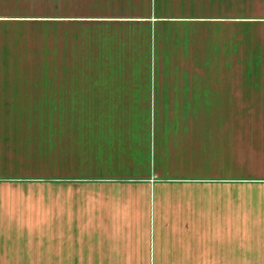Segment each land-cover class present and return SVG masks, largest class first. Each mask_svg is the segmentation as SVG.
Listing matches in <instances>:
<instances>
[{
    "label": "rangeland",
    "instance_id": "1",
    "mask_svg": "<svg viewBox=\"0 0 264 264\" xmlns=\"http://www.w3.org/2000/svg\"><path fill=\"white\" fill-rule=\"evenodd\" d=\"M222 3L0 0V264H202L195 217L264 264V24Z\"/></svg>",
    "mask_w": 264,
    "mask_h": 264
},
{
    "label": "crops",
    "instance_id": "2",
    "mask_svg": "<svg viewBox=\"0 0 264 264\" xmlns=\"http://www.w3.org/2000/svg\"><path fill=\"white\" fill-rule=\"evenodd\" d=\"M220 1H221L222 6H226L227 3H225L223 5L222 0H220ZM239 1L240 0H236L237 7L239 6V4H238ZM247 1H248L247 6H249L251 8L249 20H252L254 23H257V24H264V0H247ZM216 2H217V0H216ZM233 5L234 4H231L229 6H233ZM222 8H218V11L224 9V8L223 9ZM229 8H231V7H229ZM256 12H258V13H256ZM136 18H130V19H133L134 21H138V23H144V24H147V23L150 24L151 21L155 20V18L151 17L152 20H150L149 17H143V16L136 17ZM139 18L140 19L143 18V20H138ZM144 18H146V19H144ZM127 19H129V18H127ZM210 19H212V18H210ZM214 19L215 20H224V19L238 20L239 18H237V17L230 18L227 16H221L220 15V16L214 17ZM104 96H105V94L103 93L101 95V98H99L100 102L104 101L103 100ZM260 96L262 98L264 97L263 92H262V95H260ZM87 97H89L88 99L92 100V102H93V99L91 98V92L89 94V91H88ZM250 97L251 96L248 93L247 98L249 100L251 99ZM253 99H254V97H253ZM115 100H117L116 102L121 104V102H119L122 100L121 96H117ZM88 105H89V103H88ZM90 117H92V119H93V116H90ZM119 117H121V116H119ZM122 118L129 119L128 117H122ZM98 119H101V118H98ZM130 119H132V118H130ZM89 133H90V135L88 138H90L91 143L96 144L95 140H94L93 131H89ZM104 136H106L104 133H103L102 137H101V135H99L98 144H99V142L101 144V142H103L106 139V138H103ZM136 139H137V137H136ZM138 139H140V137H138ZM90 145L91 144H89V141H88V147H90ZM252 145H253V142H252ZM252 145H251V143L248 144L249 150L254 146V145L253 146ZM100 146H102L103 148L105 147L102 150V153H105L106 146H107V139L105 140V143L103 142V144ZM236 167H238V165H236ZM221 170H222V168H221ZM233 170H234V168H233ZM233 170H230V172H232ZM93 181H94V183L98 182L97 180H93ZM100 182L102 184H107V183H112V182H117V181L116 180H101ZM131 182H133V183L149 182L150 183V182H152V180L140 179L137 182L136 181H131ZM263 199H264V196H263ZM235 213L234 214H233V212L230 213L231 214L230 215V221H231V219L232 220L235 219L238 222L239 215H238V212L236 214ZM256 213H258V211ZM200 215H198L199 218H201ZM260 216H262L260 218L262 219L263 226L260 229L257 226L254 227V229H257V231L252 229V233L250 232L249 235L251 234L253 237L261 236L262 237V243H259V245H255V246H261V248H264V208H263L262 214ZM233 217H235V218H233ZM255 218H257V217H255ZM195 219H197V221L195 220L197 222V224L196 223L193 224L195 226L194 230L186 232L187 233L186 246H197L198 247L197 249H199V250H197V255L195 254V259H200V262L202 264H207V246H208L207 245V236H208V234H207V230L205 228V221H203L202 225H201V221L196 217H195ZM89 232L90 233H88V238H87V241H88L87 242V244H88L87 245V259L90 260L91 258L94 259V256L91 255L93 252V249H94L93 246H109V245H107V243H103V241L98 242V238L100 236H105V234H103L102 232L101 233H93V236H95L94 241L91 237L92 236L91 230ZM237 235H239L238 227L236 229V232H234L233 222L231 223V228L223 227L222 229H220V232L217 234V238L215 237V245H214V246H216L215 251H214L215 259L217 261L216 264H233V260L238 262V258H239L238 246L239 245L236 243L238 239L235 238V236H237ZM234 240H236V241H234ZM254 243H257V242L254 241ZM247 246H249V244ZM253 246L254 245H252V246L250 245V248H252ZM251 252L252 251L250 250V253ZM93 253H95V252H93ZM253 258L260 261V263H261V261H264V254L263 253L254 254ZM197 263L200 264L199 261L194 262L192 260L190 264H197ZM87 264H89V262H87Z\"/></svg>",
    "mask_w": 264,
    "mask_h": 264
}]
</instances>
